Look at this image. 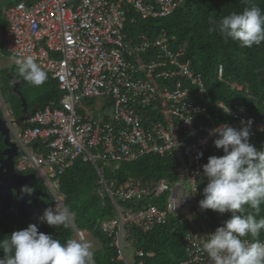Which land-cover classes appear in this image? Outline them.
I'll use <instances>...</instances> for the list:
<instances>
[{"label":"built area","instance_id":"obj_1","mask_svg":"<svg viewBox=\"0 0 264 264\" xmlns=\"http://www.w3.org/2000/svg\"><path fill=\"white\" fill-rule=\"evenodd\" d=\"M182 1L36 0L4 9L6 54L14 63L31 55L58 81L62 92L60 106L47 104L27 119L18 136L17 169L46 179L56 204L64 207L59 176L77 159L93 163L101 177L98 192L103 199L109 196L115 208L100 227L125 264H142L137 255H144L133 249L128 227L147 232L167 223L172 213L189 211L196 194L207 185L202 166L210 156L224 154L214 145L211 130L225 123L239 129L241 121L249 120L242 106L224 102L216 106L228 119L216 122L211 117L204 76L192 68L186 46L175 45L176 36L165 30L153 38L127 31V24L135 22L131 12L143 19L166 17ZM217 74L223 77L222 64ZM95 98L107 101L111 115L80 110L84 100ZM254 126L264 129L262 122L253 123L251 130ZM148 154L177 157L174 172L178 177L147 185L130 178L116 185L105 179L99 167L101 163L117 168L121 162ZM165 193L163 205L148 200H159ZM118 199L143 203L132 208ZM201 213V226L193 225L186 233L187 257L182 264H212L203 244L223 224L213 227L209 214ZM75 228L78 239L86 240L87 232Z\"/></svg>","mask_w":264,"mask_h":264},{"label":"trees","instance_id":"obj_2","mask_svg":"<svg viewBox=\"0 0 264 264\" xmlns=\"http://www.w3.org/2000/svg\"><path fill=\"white\" fill-rule=\"evenodd\" d=\"M19 1L32 3L36 0H7L0 2V42L4 40L7 23L4 18V9ZM258 5L264 10V0H183L182 4L169 16L161 18H141L137 13L131 12L130 17L135 22L127 24V31L132 36L145 33L151 38L157 37L163 30L177 38L175 45L186 46L187 57L190 58L192 68L203 74L207 84V100L211 117L216 122L228 119L227 115L216 106L224 102L228 106H242L247 111L248 119L254 124L264 123V42L251 47H241L238 42L225 39L219 31H209L212 27L210 19L219 20L223 16L236 11L240 12L246 6ZM224 66V75L219 78L217 68ZM14 72L17 76L18 69L14 63ZM45 70V69H44ZM48 79L40 94L33 98L37 108L47 104L60 106L62 92L58 81L47 72ZM20 77V76H19ZM27 87L33 85L25 81ZM43 83V84H45ZM233 83L242 86L238 89ZM42 84V85H43ZM30 85V86H28ZM32 85V86H31ZM31 89H29L31 91ZM31 92L30 95L33 93ZM250 143L257 149H264V129L254 126L251 130ZM177 157H162L157 154H148L134 161H124L116 168L115 165L103 166L104 177L116 185L124 183L130 178L143 185L153 184L162 178L174 180L178 175L174 172ZM59 192L64 196V203L75 212L73 221L75 225L89 232L93 238L101 243L100 248L94 249L95 264H125L117 258V250L111 245V238L102 232L101 222L114 215V204L109 196L103 199L98 189L101 187L99 171L90 161L77 159L73 166L66 169L59 176ZM200 190L192 200L190 210L179 215H170L165 224L157 225L154 229L144 232L140 228L130 227L128 230L131 245L136 252L137 260L142 264H182L186 259L185 237L193 226H201V216L206 211L212 218L211 226L217 227L230 218V213L220 217L219 212L201 210L199 201L203 198ZM167 194H162L157 200L149 198L157 204L164 203ZM123 206L138 208L143 201L136 199L123 201L118 199ZM55 200L51 203L53 207ZM244 215L253 214L257 219L264 217V204L260 205L259 212L246 206ZM56 228V227H55ZM218 228V227H217ZM58 233L55 239L62 243L73 238L71 226L56 228ZM248 237H251L250 235ZM252 238V237H251ZM258 239H264L262 231Z\"/></svg>","mask_w":264,"mask_h":264},{"label":"clouds","instance_id":"obj_3","mask_svg":"<svg viewBox=\"0 0 264 264\" xmlns=\"http://www.w3.org/2000/svg\"><path fill=\"white\" fill-rule=\"evenodd\" d=\"M210 24L209 31L218 30L225 39L238 42L241 47L264 42V10L258 5L246 6L219 20L210 19ZM15 64L19 76L34 86L48 79L47 72L31 55L16 58ZM241 123L243 127L239 129L225 123L211 130L210 134L216 137L214 145L223 149L224 154L210 156L202 166L208 183L199 201L201 210L231 214L222 226L208 234L203 244L212 264H264V241L258 239L264 231V217L243 214L246 206L258 213L264 204V149L250 143L253 121ZM32 191L27 186L21 189L28 195ZM74 216L69 207L56 204L45 209L39 219L49 226L67 228L71 221L74 223ZM249 235L252 240L245 239ZM0 251L5 254L0 264H93L94 258L92 242L71 238L62 243L51 234L40 232L37 224L14 230L0 240Z\"/></svg>","mask_w":264,"mask_h":264},{"label":"flooded vegetation","instance_id":"obj_4","mask_svg":"<svg viewBox=\"0 0 264 264\" xmlns=\"http://www.w3.org/2000/svg\"><path fill=\"white\" fill-rule=\"evenodd\" d=\"M14 70V63L0 66V78L9 83L4 91L0 85V240L30 224L56 238L58 230L39 219L53 202L50 186L36 172L17 169L21 152L18 136L37 105L30 100L31 88ZM25 186L33 189L31 195L21 192ZM4 255L0 251V258Z\"/></svg>","mask_w":264,"mask_h":264},{"label":"rangeland","instance_id":"obj_5","mask_svg":"<svg viewBox=\"0 0 264 264\" xmlns=\"http://www.w3.org/2000/svg\"><path fill=\"white\" fill-rule=\"evenodd\" d=\"M5 1H7V0H0V2H5ZM13 63H14V59L6 54L3 42L2 43L0 42V66H4L7 64H13ZM0 85L4 91V89L8 87L9 83L7 81H3V79L0 78ZM45 85H46V83L43 85H40V86H34L33 85V89H34L33 92L31 90V92L33 94L30 95V100L32 101V103H35V101H34L35 99L33 98V95L35 97H37ZM80 110L83 112H86V113H95L96 115L97 114H101V115L110 114L111 115V113H112V108L109 107V105L107 104V101L103 98L84 100L80 105ZM55 205H56V200H55ZM70 226H71L72 231H73V238L78 239V237L76 235L77 229L75 228V225L70 223ZM127 232H128V230H127ZM86 240L92 242L93 250L101 247L100 241L98 239H94L90 233H89V235L88 234L86 235ZM125 252H126L128 257L131 256V251L129 248L126 247Z\"/></svg>","mask_w":264,"mask_h":264},{"label":"water","instance_id":"obj_6","mask_svg":"<svg viewBox=\"0 0 264 264\" xmlns=\"http://www.w3.org/2000/svg\"><path fill=\"white\" fill-rule=\"evenodd\" d=\"M24 101L26 102V100L24 99ZM93 264H95V262H94V259H93Z\"/></svg>","mask_w":264,"mask_h":264}]
</instances>
